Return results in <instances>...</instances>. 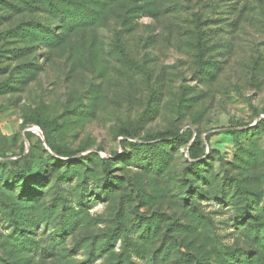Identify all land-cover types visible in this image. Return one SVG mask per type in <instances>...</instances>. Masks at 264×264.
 <instances>
[{"label":"rangeland","instance_id":"1","mask_svg":"<svg viewBox=\"0 0 264 264\" xmlns=\"http://www.w3.org/2000/svg\"><path fill=\"white\" fill-rule=\"evenodd\" d=\"M68 1L0 0V264H264V0Z\"/></svg>","mask_w":264,"mask_h":264},{"label":"trees","instance_id":"2","mask_svg":"<svg viewBox=\"0 0 264 264\" xmlns=\"http://www.w3.org/2000/svg\"><path fill=\"white\" fill-rule=\"evenodd\" d=\"M89 0H69V4H76L77 7H80V13L78 14V24L77 25H81V26H89V25H93L94 21L97 19L98 15L103 11V9H105L107 7V2L106 0H102V3H97V4H101V5H97L95 8H93L91 5H87ZM111 2H115V4L118 6V9H122V10H127V4L125 2H123L122 0H110ZM116 12H118L117 10H115ZM72 21L70 20V22L68 23V28H72ZM80 28H86V27H80ZM89 28V27H87ZM117 135H124V136H130V133L125 130V129H119L116 131ZM144 143L137 141V142H133V141H128L126 143H128L130 146H141V145H148L151 146L153 143L156 142H169V143H186L188 144V148H187V153L189 158L191 159H196L198 158V152H199V136L198 135H194L192 131L189 128H186L185 130H183L182 132H176V131H171V130H162V131H157L151 134H148L144 137L143 139ZM157 140V141H155ZM46 142L49 144L50 149L52 150V152L54 154H56L57 156H66L67 153H64L63 151L57 149L51 142L49 139L46 138ZM125 143V142H124ZM79 159V161L83 160Z\"/></svg>","mask_w":264,"mask_h":264}]
</instances>
